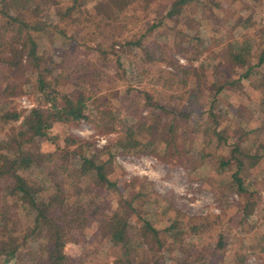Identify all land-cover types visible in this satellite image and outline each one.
<instances>
[{"label":"rangeland","instance_id":"obj_1","mask_svg":"<svg viewBox=\"0 0 264 264\" xmlns=\"http://www.w3.org/2000/svg\"><path fill=\"white\" fill-rule=\"evenodd\" d=\"M171 1L163 0V3L166 2L167 7ZM172 10L161 23L151 27V15L139 10V16L143 17L135 22H123L118 17L114 23H103L99 28H93L95 33H85L87 45H82V40L52 42L47 19H41L43 29L39 32V45L45 56L53 61L49 77L58 74L57 86L61 90L78 88L91 94L86 99L88 112L94 118H97V112L105 115L99 121L85 118L54 121L48 137L39 141L36 152L45 155L65 148L67 138L73 136L90 142L88 149L98 153L97 157L111 150L110 177L118 181L119 190L103 193V203L108 208L124 205V193H136L142 184L148 186V195L134 199L140 208L139 214L146 215L158 227L172 219L180 222L183 229L174 228L172 233L168 230L165 232L167 238H163L160 244L150 229L138 228L134 243L137 248L135 261L147 259L143 256L145 252L142 254L140 250L144 245L146 248L150 246L147 256L156 264H171L179 258L183 261L201 250L210 252L214 264H226L227 261H231L229 264H264V163L255 166L250 175L252 193L249 189L240 194L231 186L230 178L222 173L212 174L213 156L204 159L198 153L194 156L193 150L189 152L185 151V146L181 147V142L176 147L142 144L140 147L135 145V149H120L113 143L117 132L134 121L138 126L144 124V129L164 131L156 125L164 122V119L159 122L156 112L170 106L181 107L183 111L185 106H190L189 110L198 113L212 104L210 108L228 125V132L232 135L238 130L235 131L230 124L241 118L235 110L238 104L233 105L232 101L240 100L243 105L244 99L248 98L245 103L254 110L252 115H264V110H258L264 109V100L249 98L246 90L237 89V82H229L237 67L229 49L252 51L256 44L264 45V0H217L213 9L217 14L213 12L211 15L200 12L201 7L197 9L195 6L185 10L183 15L175 6ZM246 21H249L251 31L245 29ZM256 32L258 34H251ZM140 35L141 43L137 45L134 40ZM226 79V89L215 94L211 102V80ZM242 80L249 81L250 78ZM4 81L11 82L13 87L1 92ZM75 81L77 84H73ZM194 84L196 88L191 91L194 95L190 96V103L188 92ZM33 88L27 67L12 73V70L3 72L0 66V106L8 109L13 106L21 114L28 108L48 106L50 101ZM143 89L149 93L151 102H157L163 108L150 103L147 106L140 93ZM259 92V88L253 90L264 99ZM21 118L22 115L11 124L20 123ZM196 119L197 115L192 123ZM200 120L204 126L207 124L205 116ZM259 120L261 134L258 133V138H264V118L259 117L256 122ZM8 126L0 122V137ZM241 141L250 143L246 139ZM111 143L112 147H107ZM247 196L257 201L250 207L246 219L241 220V206ZM5 206H0V210L4 211ZM138 219L135 222H139ZM219 231L223 240L228 241L226 247L230 245L240 250L245 254L244 260L239 261L227 253L220 259L221 253L213 251ZM112 244L105 237L95 236L91 229L90 233L84 232L80 242L68 244L67 249L71 258L83 257L84 264H100L121 257L118 247Z\"/></svg>","mask_w":264,"mask_h":264},{"label":"trees","instance_id":"obj_2","mask_svg":"<svg viewBox=\"0 0 264 264\" xmlns=\"http://www.w3.org/2000/svg\"><path fill=\"white\" fill-rule=\"evenodd\" d=\"M154 1L0 0L2 71L12 70L14 73L27 67L33 89L50 101L44 108H28L23 114L13 106L11 109L0 106V122L10 125L0 137V206L6 204L4 211L0 210V264H84L86 261L83 257L71 258L67 246L80 242L84 232L90 233L91 229L95 236L107 238L121 252V257L100 264H156L147 256L150 254V246L146 248L144 245L140 246V250L142 254L145 252L143 256L147 259L138 258L135 261L136 230L144 227L150 229L156 241L161 244L163 238H167L165 232L169 230L172 233L174 228L183 229L180 222L172 219L163 227H158L146 215L139 214L140 208L134 199L139 200L149 194V188L145 184L138 186L136 193H124V205L117 204L113 208L105 206L103 193L119 190L118 181L110 177L111 150L97 157L98 153L88 149L90 142L73 136L67 138L65 148L45 155L36 152L39 141L48 137V130L54 121L81 118L99 121L105 115L97 112L98 116L94 118L88 112L86 99L91 94L88 95L85 90L77 88L66 91L58 88L59 71L55 72L56 77H49L53 61L45 56L39 45L38 36L43 29L41 19H47V26L52 31V42L70 43L82 40V45H87L85 33L91 35L95 33L93 28H99L103 23H114L118 17L123 22H135L143 17L139 16L138 10L145 15H151L150 27L161 23L163 17L172 13L174 6L182 11L180 15L191 6L197 9L201 7L202 13L217 14L213 11L217 0H172L167 7L163 0H157L153 5ZM128 23L124 25L127 26ZM245 29L251 31L249 21H246ZM98 33H101L100 30ZM134 42L140 45L141 35ZM229 53L233 54L237 64L235 75L229 82H237V89L246 90L249 98L264 100L257 93H253L254 89L259 88V93L264 96V45L256 44L252 51L231 47ZM244 78H250V82L242 80ZM211 81L212 102L215 94L226 89L228 80ZM76 82L73 84H77ZM198 85L197 88H200ZM11 87V82L4 81L1 92ZM194 88L196 84L188 92L190 103ZM140 93L147 106L150 103L157 108H163L159 103L151 102L147 90L143 89ZM243 102L242 105L240 100L232 101L233 105L238 104L235 110L241 117L230 124L235 131L238 130L233 135L228 132V125L210 108L212 104L207 110H199L198 113L197 110H189L190 106H185L187 109L184 108V111L181 107L175 109L170 106L156 112L159 114V122L164 119V122L156 125L159 130L164 131L144 129V124L138 126L134 121L117 132L113 143L120 149H135V145L140 147L142 144H156L163 147L175 146L181 142V147L185 146V151L193 150L194 156L197 153L202 159L213 156L215 162L212 174L216 176L222 173L230 178L231 186L242 194L244 191L248 192L250 183H253L250 175L254 167L264 163V138H258V133L261 134V122H256V119L264 118V115L253 116L254 110L245 103L248 98ZM21 115L20 123L11 124ZM196 115L197 119L192 123ZM203 116L207 120L205 126L200 120ZM241 139L250 143L246 144ZM113 143L107 147H112ZM250 191L252 193L253 189ZM96 195H99L98 199ZM256 201L247 196L241 206V220L246 219L250 207ZM182 215L186 218L185 214ZM135 219L139 222H135ZM222 237L219 231L218 240L213 246V251L221 253L220 259L227 253L239 261L244 260L245 254L230 245L226 247L228 241L225 242ZM209 253L203 250L194 252L190 257H185V260L181 261L179 258L171 264H214ZM229 263L231 261L226 262Z\"/></svg>","mask_w":264,"mask_h":264}]
</instances>
